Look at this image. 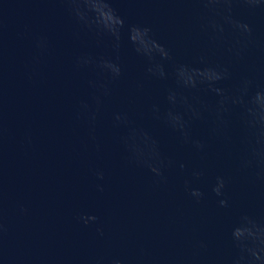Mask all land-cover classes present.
Listing matches in <instances>:
<instances>
[{"label":"water","instance_id":"water-1","mask_svg":"<svg viewBox=\"0 0 264 264\" xmlns=\"http://www.w3.org/2000/svg\"><path fill=\"white\" fill-rule=\"evenodd\" d=\"M111 3L126 22L118 52L111 37L78 25L62 0H0V264H264V184L250 182L236 165L242 120L256 129L264 126V94L257 92L264 87V50L253 47L232 60L227 47L235 35L222 14L217 16L222 39L214 41L189 0ZM234 15L264 42V10L249 13L235 6ZM92 23L101 29L112 22L98 9ZM131 24L149 26L173 55L163 62L165 79L148 77L146 68L161 63L160 54L150 51L151 44L137 53L139 38L129 33ZM117 55L123 71L117 81L92 65L77 66L78 57ZM217 66L230 72L220 87L232 97L227 116L233 144L209 136L219 102L210 85H177L178 72L185 79L203 72L195 78L211 80L209 70ZM246 76H254V83L239 96ZM169 88L181 98L175 111L184 103L205 109L189 126L207 144L203 158L155 118L154 106L168 110ZM96 97L92 125L80 114L81 104L95 110ZM116 113L127 116L131 130L114 125ZM121 135L135 138L141 150L151 146V138L158 141L162 156L172 161L166 183L126 162ZM180 163L186 166L183 174ZM98 169L104 173L102 192L95 187ZM192 169L204 172L193 185L205 193L199 204L184 190ZM221 175L229 181L226 209L211 193ZM80 215L98 221L85 226ZM200 241L207 247L200 248Z\"/></svg>","mask_w":264,"mask_h":264},{"label":"clouds","instance_id":"clouds-1","mask_svg":"<svg viewBox=\"0 0 264 264\" xmlns=\"http://www.w3.org/2000/svg\"><path fill=\"white\" fill-rule=\"evenodd\" d=\"M67 6L66 11L69 16L80 25L82 28L89 32H103L111 37L113 41V48L118 52L120 31L125 27V18L122 17L115 8H113L111 0H62ZM198 6L199 19L202 21L201 27L208 31L213 40L222 39L221 33L222 26L217 21V16L222 14V19L232 29L235 39L227 47L228 54L232 60L239 61L245 57L248 51L253 48L264 50V42L259 41L254 36L253 27L238 19L234 15L235 6L246 9L249 13H255L257 10H264V0H189ZM98 9L103 11L111 20L109 26L98 29L92 20L98 16ZM130 34H135L139 39L135 41V50L141 53L145 50L146 44H151L150 51L160 54L161 63L155 66L146 68L148 77L163 80L167 77L164 70L165 61L173 58L171 52L156 39L153 38L152 30L149 26L140 24L128 25ZM37 47H42V42H37ZM204 57L201 56V62ZM119 56L116 59H109L103 57H87L77 58V66L92 65L98 68L109 80L117 81L122 75V67L120 65ZM187 67V66H182ZM264 70V69H261ZM213 74L211 80L198 81L196 76H204L203 72L195 73L190 79H185L184 75L177 73V85L182 88L195 87L197 83L206 82L210 85L209 90L218 95L219 102L215 111V117L212 126L209 129V136L224 144H233V136L231 133V122L228 119L229 106L232 103V97L226 95L224 90L220 87L221 82L230 78L229 68L227 66H217L209 70ZM255 71V69H253ZM91 84V82H89ZM254 83V76H246L242 79L238 95H246L248 90ZM95 87V85H92ZM259 94H264V87L257 89ZM105 94H107L105 92ZM164 100L169 105L167 111L160 112L158 107H153L155 118L161 121L168 129L177 135L183 144H188L191 148L199 153L203 158L206 154L207 144L205 141L194 138L189 130L191 122L201 120L204 116L205 109L203 106L197 107L192 103H184L183 110L180 112L175 111L176 104L181 102V98L174 88L166 89ZM97 108L90 110L89 105L86 103L81 104V115L87 117L90 124L94 125L99 111V98H95ZM113 122L116 127L131 130L132 122L127 116L116 113L113 116ZM242 134L240 136L241 150L236 155L237 170L248 175L249 181L252 183L264 184V126L256 129L249 125L247 119H243L241 123ZM94 131V129H93ZM145 135H147L145 133ZM95 137H93L94 139ZM151 146L147 150H141L136 147L135 138L129 135L120 136V144L125 153V160L129 164L146 168L158 183H166L167 177L165 170L171 165L172 161L162 156L159 149L158 141L153 137L151 138ZM259 143V149L256 144ZM185 165L179 164V171L181 174L185 172ZM98 183L95 185L97 191H103V186L99 181H103L104 173L102 170L94 172ZM189 178L184 180V190L186 194L199 204L204 198L205 193L194 185L195 181H199L204 175L203 170L192 169L188 174ZM228 179L221 175L216 177L215 184L211 188L212 195L216 198L217 206L221 209H226L230 206V200L227 196L226 189L228 186ZM21 211L26 209L21 208ZM79 222L85 226L94 224L98 218L94 215H80L77 217ZM97 232L102 236L103 231L97 227ZM4 231L3 223L0 222V233ZM200 248H206L207 245L204 241L199 242ZM112 264H120V261L114 260Z\"/></svg>","mask_w":264,"mask_h":264}]
</instances>
